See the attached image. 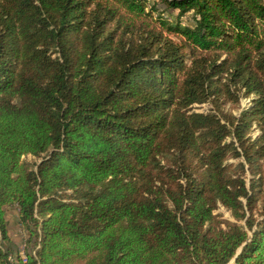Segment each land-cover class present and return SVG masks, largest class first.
<instances>
[{"label": "trees", "instance_id": "16d2710c", "mask_svg": "<svg viewBox=\"0 0 264 264\" xmlns=\"http://www.w3.org/2000/svg\"><path fill=\"white\" fill-rule=\"evenodd\" d=\"M0 264H264V0H0Z\"/></svg>", "mask_w": 264, "mask_h": 264}, {"label": "rangeland", "instance_id": "374dc122", "mask_svg": "<svg viewBox=\"0 0 264 264\" xmlns=\"http://www.w3.org/2000/svg\"><path fill=\"white\" fill-rule=\"evenodd\" d=\"M156 0H147L148 3H152ZM176 13V12H174ZM167 14V13H166ZM188 18L183 17L182 22L183 23H188ZM249 102V99L242 98L240 102V108L244 107L247 105ZM210 108L209 103H203V104H193L192 105V110L197 111V112H205ZM259 133V130L256 126H253V129L251 131V135L255 137ZM24 161H27L29 163H34L37 162L38 160L31 155H25L22 156L21 158ZM218 212H221L223 215V218H227L232 220V217L229 213V211H226L224 208L220 207L218 209ZM6 218L8 220V236L11 240L12 243V248L13 250L15 249H21L22 244L24 243L23 241L27 238V231L20 226L19 224V219H18V211L16 206H9L6 209Z\"/></svg>", "mask_w": 264, "mask_h": 264}, {"label": "built area", "instance_id": "2783aa9c", "mask_svg": "<svg viewBox=\"0 0 264 264\" xmlns=\"http://www.w3.org/2000/svg\"><path fill=\"white\" fill-rule=\"evenodd\" d=\"M19 254H20V257H21L22 261L25 262L26 261V255H25V244L24 243L22 244V247H21V249L19 251Z\"/></svg>", "mask_w": 264, "mask_h": 264}]
</instances>
